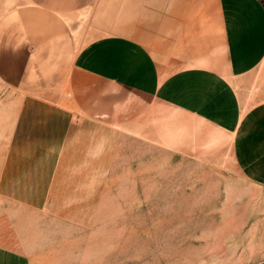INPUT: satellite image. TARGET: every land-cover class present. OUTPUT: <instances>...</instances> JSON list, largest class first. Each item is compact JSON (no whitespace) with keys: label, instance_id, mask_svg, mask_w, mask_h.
Here are the masks:
<instances>
[{"label":"crops","instance_id":"crops-1","mask_svg":"<svg viewBox=\"0 0 264 264\" xmlns=\"http://www.w3.org/2000/svg\"><path fill=\"white\" fill-rule=\"evenodd\" d=\"M7 8L0 81L22 95L5 102L17 107L0 146L1 201L58 207L62 185L103 178L126 137L175 152L220 149L243 121V94L264 106V0ZM12 217L9 226L0 216V264H26L22 218Z\"/></svg>","mask_w":264,"mask_h":264},{"label":"rangeland","instance_id":"rangeland-1","mask_svg":"<svg viewBox=\"0 0 264 264\" xmlns=\"http://www.w3.org/2000/svg\"><path fill=\"white\" fill-rule=\"evenodd\" d=\"M8 11L0 0V18ZM21 95L0 81V146L17 107L5 102ZM260 99L243 94V121L220 149L175 152L126 137L103 178L62 185L58 207L0 200L4 224L22 218L26 264H264Z\"/></svg>","mask_w":264,"mask_h":264}]
</instances>
